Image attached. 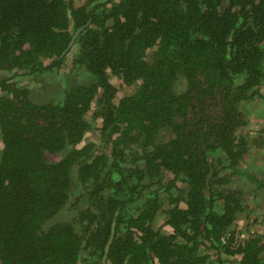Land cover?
<instances>
[{
    "label": "trees",
    "instance_id": "obj_1",
    "mask_svg": "<svg viewBox=\"0 0 264 264\" xmlns=\"http://www.w3.org/2000/svg\"><path fill=\"white\" fill-rule=\"evenodd\" d=\"M0 72V264H264V0H0Z\"/></svg>",
    "mask_w": 264,
    "mask_h": 264
},
{
    "label": "rangeland",
    "instance_id": "obj_2",
    "mask_svg": "<svg viewBox=\"0 0 264 264\" xmlns=\"http://www.w3.org/2000/svg\"><path fill=\"white\" fill-rule=\"evenodd\" d=\"M64 66L61 67V70L58 71V74H52L51 76L54 77L53 81H58V84L55 85H50L49 86V91L45 88V91H39L38 89V84H35L33 80H30V78H27L23 75L18 76V77H13L11 80L8 82H14L18 81V85H25L29 83L30 88L33 89L34 91L31 92V96L34 99H48V98H53L55 100L62 99L61 97V90L60 87L63 86L66 82V77L69 73V65L68 62H66ZM9 77L10 74L7 73H2L0 72V79L3 77ZM86 79V78H85ZM110 82L116 87L117 92L114 97V102L117 103L118 100L125 95H128L131 93L135 88H137V84H133L131 86H127L121 82V80L115 76L109 75ZM20 82V84H19ZM242 106L243 110L245 113H247L249 117V122L248 124L244 127L241 132H246L248 134V138L251 139L256 131L261 130L264 128V99L259 98L257 101L254 102H247L246 104H243ZM91 116V115H90ZM90 116L88 118H90ZM98 125V124H97ZM94 126V123H92L93 128H96ZM98 133L96 131H90L85 137L83 143L87 142L88 140H94L98 138ZM256 159L250 160L247 162H244L242 165V169L247 171V172H253L258 176V179L263 180L264 179V158L260 157L259 155L256 154ZM226 171V170H222ZM229 187H235V188H244L247 190V193L249 195V198L251 197V191L255 190L256 195L260 197V199H264V186L263 187H255V185L248 180H246L245 176H240L238 178L233 179L229 184ZM254 208V205L252 203L251 205ZM257 213H261V210L259 207L254 208ZM251 218L252 214L247 213H242L238 215L237 218V228L242 227L244 224H249V230L254 231V230H262V226H255L251 224ZM261 221H264V218L261 219ZM166 232L170 231V228L168 226H164L163 228ZM246 232V231H245Z\"/></svg>",
    "mask_w": 264,
    "mask_h": 264
},
{
    "label": "water",
    "instance_id": "obj_3",
    "mask_svg": "<svg viewBox=\"0 0 264 264\" xmlns=\"http://www.w3.org/2000/svg\"><path fill=\"white\" fill-rule=\"evenodd\" d=\"M82 28H83V27H80V28H78L77 30H75V32H74V34H73V36H72V39H71V41H70V45H71V43H73L74 39L76 38L77 34L80 32V30H81ZM114 225H115V222H113V224H112L111 235H113V232H114ZM110 237H112V236H110Z\"/></svg>",
    "mask_w": 264,
    "mask_h": 264
}]
</instances>
